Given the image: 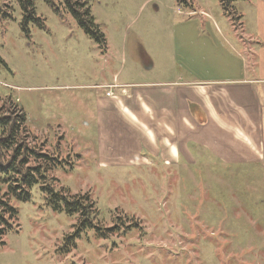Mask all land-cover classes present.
<instances>
[{
    "label": "rangeland",
    "instance_id": "rangeland-1",
    "mask_svg": "<svg viewBox=\"0 0 264 264\" xmlns=\"http://www.w3.org/2000/svg\"><path fill=\"white\" fill-rule=\"evenodd\" d=\"M186 1L88 0L103 49L44 0L34 9L47 28L29 24L26 36L19 1L0 0V110L23 111L29 140L64 161L50 184L88 194L108 233L86 230L59 252L78 216L53 210L41 184L33 185L27 201H12L15 229L2 237L0 264H264V168L113 161L120 142L129 144L119 137L122 114L109 103L130 90L121 83L173 80L171 63L186 48L229 62L231 45L256 30L257 0H232L231 13L220 0Z\"/></svg>",
    "mask_w": 264,
    "mask_h": 264
},
{
    "label": "crops",
    "instance_id": "crops-1",
    "mask_svg": "<svg viewBox=\"0 0 264 264\" xmlns=\"http://www.w3.org/2000/svg\"><path fill=\"white\" fill-rule=\"evenodd\" d=\"M256 10V30L236 41L238 50L231 45L229 62L186 48L176 66L171 63L173 80L120 84L130 90L114 94L109 103L122 114L119 137L129 144L120 142L114 163L264 168V0H257ZM143 65L151 68L152 60L146 57ZM167 94L169 100H163Z\"/></svg>",
    "mask_w": 264,
    "mask_h": 264
},
{
    "label": "trees",
    "instance_id": "trees-1",
    "mask_svg": "<svg viewBox=\"0 0 264 264\" xmlns=\"http://www.w3.org/2000/svg\"><path fill=\"white\" fill-rule=\"evenodd\" d=\"M18 1L22 9L20 25L25 35L29 36V24L46 30L44 20L35 13L34 0ZM182 1L188 5L186 0ZM220 1L223 9L231 13L229 2L232 0ZM44 2L61 19L67 14L70 15L78 27L98 46L105 48L104 35L91 15L88 0ZM0 63H3L1 57ZM29 133L22 110L12 109L11 104L5 112L0 110V245L3 244L2 237L6 231L15 229L17 209L12 201H27L30 198V188L37 184H41L40 190L47 196L53 210L63 211L69 216H78L72 234L64 237V244L59 248V252L68 253L74 240L86 230H94L100 238L107 237L108 233L96 223L97 210L88 194L69 195L62 189L56 190L50 184L52 178L49 173L62 166L64 161L29 140ZM115 228L116 226H113L106 231L112 232Z\"/></svg>",
    "mask_w": 264,
    "mask_h": 264
},
{
    "label": "built area",
    "instance_id": "built-area-1",
    "mask_svg": "<svg viewBox=\"0 0 264 264\" xmlns=\"http://www.w3.org/2000/svg\"><path fill=\"white\" fill-rule=\"evenodd\" d=\"M108 94H111V92L109 91V92L107 93V95H108Z\"/></svg>",
    "mask_w": 264,
    "mask_h": 264
}]
</instances>
